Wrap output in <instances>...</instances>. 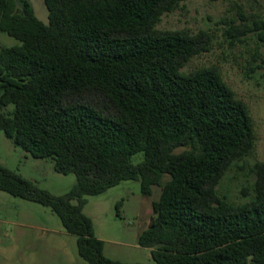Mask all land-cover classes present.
<instances>
[{
    "label": "trees",
    "instance_id": "16d2710c",
    "mask_svg": "<svg viewBox=\"0 0 264 264\" xmlns=\"http://www.w3.org/2000/svg\"><path fill=\"white\" fill-rule=\"evenodd\" d=\"M182 1L44 0V23L30 0H0L17 40L0 45V130L76 178L53 195L0 165V190L49 207L87 264H142L105 256L83 212L86 195L128 179L144 196L160 187L137 235L158 264H264V161L244 202L216 189L253 147L248 107L216 67L182 70L210 49L206 30L156 28Z\"/></svg>",
    "mask_w": 264,
    "mask_h": 264
},
{
    "label": "rangeland",
    "instance_id": "374dc122",
    "mask_svg": "<svg viewBox=\"0 0 264 264\" xmlns=\"http://www.w3.org/2000/svg\"><path fill=\"white\" fill-rule=\"evenodd\" d=\"M36 16L48 22L44 0H30ZM264 21V0H184L173 11L162 15L156 28L184 29L190 33L206 30L210 49L192 56L184 72L214 66L227 85L248 107L253 121L251 151L225 172L216 186L229 202L249 199L254 181L252 167L264 161V39L254 21ZM237 29H232L230 25ZM238 37V38H237ZM17 40L0 30V45ZM134 162L138 157H134ZM0 165L32 181L53 195L67 192L75 183L73 173L53 168L50 158L33 157L15 145L0 130ZM167 178V177H165ZM160 187L153 186L144 196L140 182L123 180L104 192L86 195L83 212L90 217L94 235L103 241L105 256L123 262L158 264L150 249L137 243V235L153 215L152 200ZM0 264H87L78 254L76 236L68 233L59 217L38 202L0 190Z\"/></svg>",
    "mask_w": 264,
    "mask_h": 264
}]
</instances>
